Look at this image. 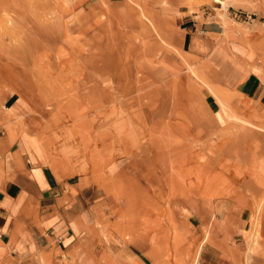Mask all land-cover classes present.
<instances>
[{"label":"rangeland","instance_id":"374dc122","mask_svg":"<svg viewBox=\"0 0 264 264\" xmlns=\"http://www.w3.org/2000/svg\"><path fill=\"white\" fill-rule=\"evenodd\" d=\"M230 9L264 20V0H0V185L1 142L26 129L72 172L127 156L158 195L155 208L143 205L159 215L154 264H264V155L247 148L241 128L254 125L190 65L195 78L161 68L183 18L221 19ZM22 138L41 155L35 138ZM189 198L239 208L252 200L255 211L234 234L208 224V210L205 224L183 210Z\"/></svg>","mask_w":264,"mask_h":264},{"label":"crops","instance_id":"0c3cea01","mask_svg":"<svg viewBox=\"0 0 264 264\" xmlns=\"http://www.w3.org/2000/svg\"><path fill=\"white\" fill-rule=\"evenodd\" d=\"M247 17L230 9L221 19L183 18L173 43L176 51L165 55L161 68L173 77L195 78L190 65L224 91L233 113L254 125H241L247 148L261 151L262 156L264 20ZM207 102L220 128L228 127L229 120L220 114L210 93ZM16 103L13 97L7 100L9 106ZM22 134L39 142L40 156L28 148ZM1 146L5 176L0 185V263L39 264L42 258L51 264H154L158 260L159 215L154 209L158 195H152L149 182L139 178L138 164L127 156L103 164L92 158L87 169L72 172L52 160L30 130L14 140L5 137ZM145 200H153L149 205L154 208H143ZM195 203L189 198L182 209L196 210L193 214L204 224L208 210L212 216L208 224L234 234L243 232L249 222L246 215L255 211L252 200L245 208L228 198L214 202L198 198Z\"/></svg>","mask_w":264,"mask_h":264},{"label":"bare ground","instance_id":"6f19581e","mask_svg":"<svg viewBox=\"0 0 264 264\" xmlns=\"http://www.w3.org/2000/svg\"><path fill=\"white\" fill-rule=\"evenodd\" d=\"M216 3H218V4H221V2H220V1H216Z\"/></svg>","mask_w":264,"mask_h":264},{"label":"trees","instance_id":"16d2710c","mask_svg":"<svg viewBox=\"0 0 264 264\" xmlns=\"http://www.w3.org/2000/svg\"><path fill=\"white\" fill-rule=\"evenodd\" d=\"M13 100H14V98H13Z\"/></svg>","mask_w":264,"mask_h":264}]
</instances>
